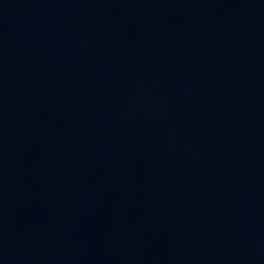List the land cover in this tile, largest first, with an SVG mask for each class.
<instances>
[{
    "label": "water",
    "instance_id": "95a60500",
    "mask_svg": "<svg viewBox=\"0 0 264 264\" xmlns=\"http://www.w3.org/2000/svg\"><path fill=\"white\" fill-rule=\"evenodd\" d=\"M0 264H264V0H0Z\"/></svg>",
    "mask_w": 264,
    "mask_h": 264
}]
</instances>
